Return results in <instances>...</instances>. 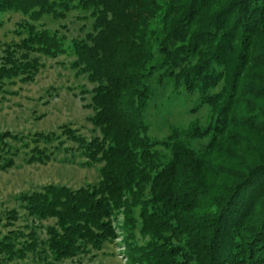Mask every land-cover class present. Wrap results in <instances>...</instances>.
<instances>
[{"label":"trees","instance_id":"16d2710c","mask_svg":"<svg viewBox=\"0 0 264 264\" xmlns=\"http://www.w3.org/2000/svg\"><path fill=\"white\" fill-rule=\"evenodd\" d=\"M9 13L23 19L2 45L0 91L33 83L42 57H73L93 85L96 135L2 132L0 172L22 153L46 166L79 152L101 167L95 185L20 195L30 223L0 217V264L74 261L120 238L130 264H264V0H0V28ZM73 15L83 25L69 40ZM168 89L196 95L191 112L208 119L153 139L145 114Z\"/></svg>","mask_w":264,"mask_h":264},{"label":"rangeland","instance_id":"374dc122","mask_svg":"<svg viewBox=\"0 0 264 264\" xmlns=\"http://www.w3.org/2000/svg\"><path fill=\"white\" fill-rule=\"evenodd\" d=\"M22 17L9 13L1 17L3 27L0 28V54L2 45L12 40H18L15 35L16 25ZM46 22L51 28L50 21ZM67 25L69 31L62 30L69 40L79 37V29L83 22L76 20L75 15L61 23ZM74 58L69 56L58 59L41 58L43 68L33 83L8 84L5 91H0V133L12 132L23 135L34 133H50L59 127L71 125L80 130L81 135L91 138L95 134L94 128L88 121L93 117L92 109L85 108L90 103L93 85L86 77H78L76 71L70 68ZM85 98L82 103L80 98ZM197 96L187 93L176 95L168 91L157 90V101L150 106L145 114L149 125V135L153 139L166 138L172 127L184 128L193 121L203 125L208 119V109L202 108L192 113L196 105ZM67 147H76L71 142ZM28 154L22 153L15 160V167L8 172H0V217L11 210H18L20 220L16 228L30 222L25 212L20 210L18 197L27 192L41 190L48 185L65 186L72 189L92 186L100 179V165L85 167L84 157L79 153H57L48 165L27 164ZM53 221L42 223L49 226ZM5 224V222L3 223ZM8 229L0 226V239ZM41 239H46L43 230H38ZM52 260L43 261L38 256L30 254L25 261H15L11 264H52ZM59 264H130L127 261L123 240L118 239L112 244H106L102 252L83 256L74 261H65Z\"/></svg>","mask_w":264,"mask_h":264}]
</instances>
